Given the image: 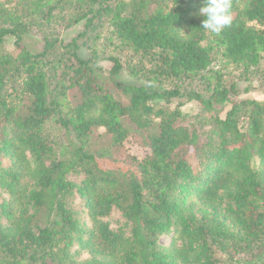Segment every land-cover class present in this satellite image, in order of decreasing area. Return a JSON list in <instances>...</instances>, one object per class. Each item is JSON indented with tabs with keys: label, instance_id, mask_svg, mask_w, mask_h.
Returning <instances> with one entry per match:
<instances>
[{
	"label": "trees",
	"instance_id": "16d2710c",
	"mask_svg": "<svg viewBox=\"0 0 264 264\" xmlns=\"http://www.w3.org/2000/svg\"><path fill=\"white\" fill-rule=\"evenodd\" d=\"M201 3L0 0V264H264V0Z\"/></svg>",
	"mask_w": 264,
	"mask_h": 264
},
{
	"label": "rangeland",
	"instance_id": "374dc122",
	"mask_svg": "<svg viewBox=\"0 0 264 264\" xmlns=\"http://www.w3.org/2000/svg\"><path fill=\"white\" fill-rule=\"evenodd\" d=\"M82 31H83V24L79 23V24L75 25L74 27H72L71 29L65 31L61 37L64 41H69L70 39L74 38L75 36H77ZM80 43H81V41L79 42V44ZM23 44L28 50H31V51L39 50L42 46L40 36L35 34V33H31L30 35L25 36L23 39ZM5 46L9 51L15 52L14 39H8L5 43ZM79 53L85 58L89 57V53L84 47H81V50ZM108 68L109 67L107 64H103V70L105 72L108 70ZM119 81L121 83H124V84L136 83L130 77L126 76L125 74H123L120 77ZM247 96L251 97V98L258 99V100H262V99H264V92H253L251 94H248ZM196 110H197V105L192 104V103L185 104L181 108V111H183L184 113H194V112H196ZM125 147L128 150V152L132 153V155H135L138 158H141L145 154L142 147H139L135 143L127 142ZM103 162H105V161H102V166L105 167L106 164ZM3 163H4L3 165H7L8 161L3 160ZM0 197H1V193H0ZM77 206L79 208L81 206L78 201H77ZM80 212H81L80 216H81L82 222L85 223V228H89L91 224L89 222V219H88L86 212H85L83 207H81ZM108 221L111 224V228L114 229V228L118 227V225L121 223L122 219L116 214V215L111 216L108 219ZM170 242H171V236H169V235L163 236L160 239V243L163 246H168L170 244ZM74 251H77V260L83 261V260L88 258L87 253L85 251H82V250L79 251L77 249V247L73 249V252Z\"/></svg>",
	"mask_w": 264,
	"mask_h": 264
},
{
	"label": "clouds",
	"instance_id": "9594fccd",
	"mask_svg": "<svg viewBox=\"0 0 264 264\" xmlns=\"http://www.w3.org/2000/svg\"><path fill=\"white\" fill-rule=\"evenodd\" d=\"M232 0H202L198 15L203 17L201 27L219 34L232 23Z\"/></svg>",
	"mask_w": 264,
	"mask_h": 264
}]
</instances>
